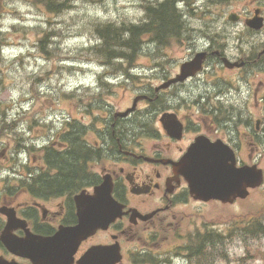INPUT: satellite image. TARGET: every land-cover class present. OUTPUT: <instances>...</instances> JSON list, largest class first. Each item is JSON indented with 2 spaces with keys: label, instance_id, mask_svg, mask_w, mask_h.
I'll use <instances>...</instances> for the list:
<instances>
[{
  "label": "flooded vegetation",
  "instance_id": "flooded-vegetation-1",
  "mask_svg": "<svg viewBox=\"0 0 264 264\" xmlns=\"http://www.w3.org/2000/svg\"><path fill=\"white\" fill-rule=\"evenodd\" d=\"M256 11L260 12L259 16L264 24V0H249L245 7L240 8L235 47L230 50L232 51L230 54L228 52L229 58L235 63L234 67L228 68L224 65L227 50L224 49L223 44L207 45L199 41L195 43L197 47L194 52L188 54L185 60L190 59L196 52H206V60L201 71L185 81L163 87L167 80L179 72L181 61L172 60L168 70L158 76L157 88L160 97L176 98L177 106L184 110L191 109L187 100L193 98L194 104L198 102L197 96L207 99L213 95L220 97L219 101L223 104L209 112V121H207L208 112L191 120H184L189 117L188 115L183 117L177 115L183 124V130L180 134L174 135L165 124L161 123L158 114L154 124L155 144L148 146L149 153L139 144L131 147L133 145L127 143L124 134L112 131L111 136L108 137L101 132L99 140L101 147L114 144L105 151L109 158L108 166L101 168V172L111 178L114 198L125 207V211L134 209L148 216L146 219L138 217L133 223L129 212L111 226L110 229L126 239L129 235L133 237L134 234L145 233L149 238L159 239L156 245L161 247L172 235L183 233L191 213L190 205L201 208L202 202L189 195L183 177L175 172L172 165L173 161L180 159L186 147L197 136L203 135L212 141H224L235 149L240 161L251 158V150L258 149L259 144L264 143V132L258 131L264 120L258 118V124L254 123L255 113L252 109L260 113L258 108L250 107L249 101L240 107L225 106L232 101L231 91L239 90L237 87L239 84L245 94L253 98L259 97L263 101L261 107L264 111V26L261 30L245 26L246 20L253 17ZM224 73L231 74L234 82L232 90L218 81H209L212 76ZM217 79L224 77L218 76ZM240 112L244 115L242 119L239 116ZM241 125L247 131L243 132L246 135L244 143L240 140ZM180 142L187 143L184 146L176 145ZM71 144L72 152L78 155L79 146L76 139L58 140L55 144L37 146L41 153L38 161L34 151L28 150L25 156V172L21 176L16 174L21 166L16 167L14 163L8 166L9 170L5 172L7 180L16 178L25 180L19 187H15L13 193L9 189H4L3 192L0 190L1 262L34 264L31 256L11 245L12 240L51 237L60 228L77 224L74 196L79 190L76 188V180H71L73 189L68 187L70 184L68 175H66L67 186H64L63 181L65 176L63 154L70 151ZM3 154L4 151L0 150V160L4 158ZM0 179H3V176H0ZM9 216L13 219L8 224ZM138 239L147 241L143 236H138ZM88 242L89 240L85 244Z\"/></svg>",
  "mask_w": 264,
  "mask_h": 264
},
{
  "label": "rangeland",
  "instance_id": "rangeland-1",
  "mask_svg": "<svg viewBox=\"0 0 264 264\" xmlns=\"http://www.w3.org/2000/svg\"><path fill=\"white\" fill-rule=\"evenodd\" d=\"M181 1L185 9L187 3L200 6L205 0ZM142 3L143 0H84L71 10L53 15L34 0H0V42L10 46L5 50V57L0 54V123L5 113L7 123L15 121L17 140L23 136L25 125L31 126L26 138L38 140L48 134L52 126L45 121L54 113L63 112L69 118L83 120L88 113L78 111L80 105L88 106L92 101L98 105L103 99L114 104L116 110H124L140 86L156 84L155 76L147 73L129 79L122 77L112 84L101 78L98 87L103 86V94H99L100 91L93 94L88 89L76 92L82 84L95 81L93 72H86L85 63L92 61L90 68L99 63L97 54L85 51L98 38L91 22L97 19L138 21L145 12ZM213 4L215 0H206L209 9L203 17L208 24L216 21L218 8ZM223 7L235 9L228 4ZM191 16L196 17L197 13L191 12ZM192 24L197 26V23ZM42 29H52L48 42H52L50 45L54 49L46 54L37 48ZM178 49L174 44L166 45L165 51L170 50L164 56L166 61H170ZM150 55L137 56L135 66L146 68L152 64L154 58L150 59ZM106 67L109 77L123 70L122 66ZM150 108L152 106L145 103L139 107L140 110ZM6 134L10 132L3 131L0 139L4 140ZM207 219L218 226L209 228L204 255L192 254L195 258L185 257L182 264H264V237L259 234L242 236L238 228L243 225L255 231L264 224V187L251 190L246 199L237 200L233 205L208 203ZM97 240L104 241V235ZM126 249L132 251L133 243H128ZM192 250L198 251L199 247ZM139 258L137 253L132 256L136 262ZM177 259L173 258L175 264L179 262Z\"/></svg>",
  "mask_w": 264,
  "mask_h": 264
},
{
  "label": "water",
  "instance_id": "water-1",
  "mask_svg": "<svg viewBox=\"0 0 264 264\" xmlns=\"http://www.w3.org/2000/svg\"><path fill=\"white\" fill-rule=\"evenodd\" d=\"M202 150H197L187 169L188 180L191 188L200 196L208 194L209 197H219L222 186L231 183L233 180L239 182L241 174L230 177L222 167L220 160L215 156L205 155ZM213 153L214 149L206 150ZM208 152V153H210ZM239 185V184H238ZM110 188L107 184L97 189L96 195L80 201V225L76 230L79 237L88 229H94L107 224L115 214V207L109 198ZM83 197V196H82ZM72 243L65 239L60 246V251L50 249L51 253L59 254L60 259L48 260L47 264H72L74 250ZM121 259L116 248L94 247L86 252L77 264H115Z\"/></svg>",
  "mask_w": 264,
  "mask_h": 264
},
{
  "label": "trees",
  "instance_id": "trees-1",
  "mask_svg": "<svg viewBox=\"0 0 264 264\" xmlns=\"http://www.w3.org/2000/svg\"><path fill=\"white\" fill-rule=\"evenodd\" d=\"M37 1L47 8L62 11L81 0ZM164 8L166 9V6L155 11L156 22L151 21L146 24H140L119 21L118 23L106 22L103 24H95L93 28L100 36V43L96 48V51L100 54V59L105 63H116L113 66H121L122 64L130 65L133 62L131 56L140 48V39L143 31L151 32L155 27L168 28L170 26L169 18L163 10Z\"/></svg>",
  "mask_w": 264,
  "mask_h": 264
}]
</instances>
